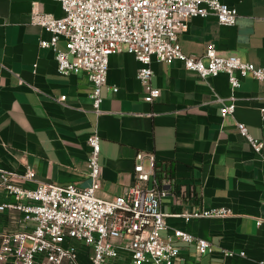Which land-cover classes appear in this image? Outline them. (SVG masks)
I'll return each mask as SVG.
<instances>
[{"label":"crops","instance_id":"crops-1","mask_svg":"<svg viewBox=\"0 0 264 264\" xmlns=\"http://www.w3.org/2000/svg\"><path fill=\"white\" fill-rule=\"evenodd\" d=\"M221 1L237 8V23L191 18L180 34L184 52L202 55L213 43L221 55L236 54L264 66V0ZM35 12L64 15L58 0H0V169L32 168L35 180L21 182L25 187L39 181L87 187L88 138L97 128L102 166L97 195H122L135 182L137 152H154L175 180L162 202L170 213L162 236L181 228L215 246L213 253L201 254L194 244L177 240L176 264H259L264 259V81L242 78L235 112L223 117L221 108L231 95L226 72L201 78L181 60L154 58L152 83L161 94L147 102L137 76L142 64L122 50L110 58L98 114L86 72L61 74L55 51L40 45L50 34L34 22ZM58 47L65 48L64 38ZM62 95L67 96L64 102L58 100ZM237 122L263 142L261 152ZM9 200L0 195V202ZM214 206L228 207L231 214L189 221L175 215ZM19 216L16 210H0V231L23 228Z\"/></svg>","mask_w":264,"mask_h":264},{"label":"built area","instance_id":"built-area-1","mask_svg":"<svg viewBox=\"0 0 264 264\" xmlns=\"http://www.w3.org/2000/svg\"><path fill=\"white\" fill-rule=\"evenodd\" d=\"M58 1L63 16L44 12L33 15L34 22L50 34L40 40V45L55 51L61 74L86 72L92 84L93 108L98 114L110 58L122 50L134 54L142 64L137 76L145 87L147 102L161 94V89L152 83L154 58L160 62L181 60L187 70L201 78L226 72L231 95L230 103L221 108L223 117L235 112V91L242 78L252 75L264 81V66L244 61L236 54L221 55L213 43L202 55L184 52L180 34L188 30L191 18L214 16L224 25L237 23V8L221 0ZM61 38L65 40L64 49L58 47ZM66 98L62 95L58 100L64 102ZM237 127L255 151L261 152L263 142L250 135L247 125L237 122ZM88 143L91 183L87 187L42 181L25 187L21 182L35 180L32 168L27 167L24 172L0 169V195L10 198L0 202V210L18 211V221L25 223L21 229L0 231V264H176L180 255L177 240L194 244L201 254L215 251L210 240L181 228H174L167 238L162 236L170 215L163 210L162 202L172 192L175 180L158 164L154 152L139 150L133 168L135 182L122 195L102 198L96 193L102 185L97 128ZM230 214V208L214 206L175 215L189 221ZM83 247L87 248L84 254ZM259 264H264V259Z\"/></svg>","mask_w":264,"mask_h":264},{"label":"rangeland","instance_id":"rangeland-1","mask_svg":"<svg viewBox=\"0 0 264 264\" xmlns=\"http://www.w3.org/2000/svg\"><path fill=\"white\" fill-rule=\"evenodd\" d=\"M86 252H87V248H85V247L81 248V253H82V254H84V253H86Z\"/></svg>","mask_w":264,"mask_h":264}]
</instances>
